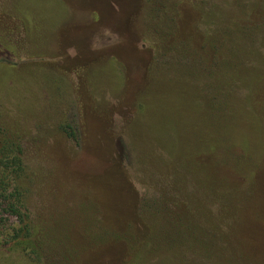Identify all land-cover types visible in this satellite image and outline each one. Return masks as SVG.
I'll use <instances>...</instances> for the list:
<instances>
[{"label":"rangeland","instance_id":"1","mask_svg":"<svg viewBox=\"0 0 264 264\" xmlns=\"http://www.w3.org/2000/svg\"><path fill=\"white\" fill-rule=\"evenodd\" d=\"M4 146L0 264H264V0H0Z\"/></svg>","mask_w":264,"mask_h":264},{"label":"trees","instance_id":"2","mask_svg":"<svg viewBox=\"0 0 264 264\" xmlns=\"http://www.w3.org/2000/svg\"><path fill=\"white\" fill-rule=\"evenodd\" d=\"M253 17V16H252ZM231 27L232 29H230V41H229V46H230V50H234L235 48V44L236 43H239L240 42H245L246 41L244 40V37L247 35L246 32H243L242 30H244L241 26V24L239 22L235 23L233 22L231 24ZM247 29V28H245ZM232 32L235 33L238 38L236 37V39L234 40L233 37H232ZM222 35V34H221ZM241 35H244V36H241ZM249 44V43H248ZM228 46V47H229ZM249 48H250V45H249ZM245 49H247L245 47ZM238 53V52H237ZM245 53L246 51H244V53L240 54L242 55L243 57L245 56ZM232 67V66H231ZM9 150H8V147L7 146H4L1 150H0V162L2 163L3 162V158L5 156H7ZM8 163H12V165H20L21 164V160L18 156H13V158L11 159V161H9ZM8 163H5V167L9 168L10 166L8 165ZM20 169H22L21 167H19ZM13 195V194H12Z\"/></svg>","mask_w":264,"mask_h":264}]
</instances>
